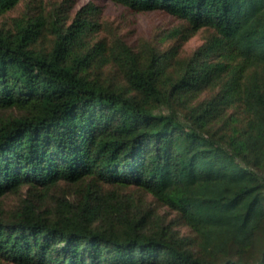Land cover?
I'll use <instances>...</instances> for the list:
<instances>
[{
    "label": "trees",
    "instance_id": "16d2710c",
    "mask_svg": "<svg viewBox=\"0 0 264 264\" xmlns=\"http://www.w3.org/2000/svg\"><path fill=\"white\" fill-rule=\"evenodd\" d=\"M111 1L177 19L176 43L100 37L72 0L0 26V259L264 264V0Z\"/></svg>",
    "mask_w": 264,
    "mask_h": 264
},
{
    "label": "rangeland",
    "instance_id": "374dc122",
    "mask_svg": "<svg viewBox=\"0 0 264 264\" xmlns=\"http://www.w3.org/2000/svg\"><path fill=\"white\" fill-rule=\"evenodd\" d=\"M75 2V9L73 14L82 6L90 3L97 7V11H100V21L102 23V31L99 33L100 37H112L118 35L134 50L140 51L146 45L157 46L159 50H166L172 47L176 40L164 41L163 34L168 33L173 27L178 26L180 22L174 19L172 16L163 13L161 11L153 12H139L131 11L126 7L112 2L111 0H72ZM61 0H22L20 4L12 11L8 12L4 16H0V26L8 24V22L16 17L21 16L25 12L34 14L40 10L46 12L53 5H57ZM29 8V10H27ZM205 31L198 32L194 37L182 44L180 50V58L190 56L195 49L203 43ZM162 40L164 43L162 44ZM51 42V36L46 34L39 41V45L43 44L44 47H49ZM101 73L102 77L110 80L116 84L123 85L120 74L115 68H104L102 71H96ZM214 93L213 90L207 91L199 96V99L209 98ZM133 192V191H132ZM147 203L151 202L150 198L145 199ZM1 203L10 209L16 203L15 197H7L1 201ZM154 206V205H152ZM158 207V206H157ZM160 214L167 213L164 208L158 207L155 209ZM181 234L190 236V231L183 226H178ZM0 264H10L0 259Z\"/></svg>",
    "mask_w": 264,
    "mask_h": 264
}]
</instances>
